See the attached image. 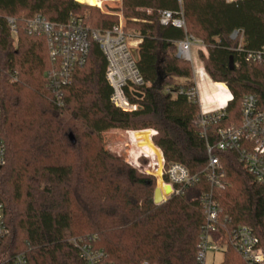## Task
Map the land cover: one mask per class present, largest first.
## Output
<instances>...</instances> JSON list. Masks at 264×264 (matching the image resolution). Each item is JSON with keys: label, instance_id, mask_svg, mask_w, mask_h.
<instances>
[{"label": "trees", "instance_id": "1", "mask_svg": "<svg viewBox=\"0 0 264 264\" xmlns=\"http://www.w3.org/2000/svg\"><path fill=\"white\" fill-rule=\"evenodd\" d=\"M164 10L174 17L181 11L184 28L161 24ZM112 11L121 12L124 31L139 40L136 65L144 85L140 95L128 94L137 105L131 112L110 102L105 59L94 42L57 105L48 85L54 62L46 39L28 34L25 24L35 14L58 23L78 15L91 28L108 29L117 15L74 0H0V136L7 150L0 201L10 229L4 251L24 253L33 264H84L69 241L82 238L115 264H198L202 202L211 192L227 247L221 264H246L230 245V231L250 227L264 252V186L233 150L213 149L220 166L214 181L204 170L206 142L218 141V127L240 124L243 97L256 95L264 109V65L246 62L231 38L238 30L244 49L264 46V0H121ZM7 18L14 20L15 38ZM186 36L207 49V56L198 55L218 82L219 102L228 96L219 83L232 94L226 116L208 123L207 141L195 124L196 101L175 94L192 86L191 63L176 56ZM113 145L128 147L124 158L132 163L146 155L148 165L139 160L145 172L158 174L163 156L164 168L177 162L198 179L155 204L156 177L108 152L117 153ZM158 189L163 199L164 186Z\"/></svg>", "mask_w": 264, "mask_h": 264}, {"label": "built area", "instance_id": "2", "mask_svg": "<svg viewBox=\"0 0 264 264\" xmlns=\"http://www.w3.org/2000/svg\"><path fill=\"white\" fill-rule=\"evenodd\" d=\"M232 1V0H227ZM235 1V0H234ZM101 4L102 1L100 0ZM101 4L98 6L100 7ZM11 24V34L16 37L14 20L7 18ZM160 23L171 24L178 28H184L182 12L174 17L168 10L160 12ZM26 31L28 34L44 37L46 39L48 54L54 62L53 68L48 73V85L53 93L54 101L57 105L63 103L62 90L71 81L75 68L82 66L87 59L88 51L92 42L98 45L105 59V80L109 85L110 102L123 111H134L137 105L129 100L128 94L138 92L137 88L144 85L143 78L136 65V47L138 38L124 31L122 18L118 23L108 29L91 28L84 24L82 17L70 15L64 23L49 21L40 14L25 19ZM232 39H238L234 48L242 53L244 60L248 63L260 62L264 65V46L260 49L247 50L242 46V32L233 31ZM131 39L135 40L132 42ZM194 47V48H192ZM208 55L207 49L199 41L186 36L177 42L176 56L189 61L192 65V86L184 88L180 86L175 92L184 94L188 99L196 101L199 112L198 120L202 129L201 135L207 141V125L210 121L216 122L226 116V109L232 100V94L224 83L222 84L227 93V100L224 105L219 102L220 93L216 94L213 85L218 82L213 81L207 74L198 53ZM241 121L238 125L228 127H218L216 135L218 141L215 144L206 142L208 163L205 172L211 181H214L219 173L218 159L213 155V149L233 150L237 152L238 161L252 175L254 180L264 186V109L258 104L256 95L247 94L241 102ZM1 114V107H0ZM151 131V137L155 131ZM147 159L146 155H140ZM136 157L134 163L125 159L132 167L138 171L152 174L156 177L158 185L162 188L169 185L172 194H179L181 191L191 186L197 181V175L189 173L188 169L180 163L172 162L164 168V160L160 165L158 174L144 171L139 158ZM7 159L6 145L0 136V168ZM164 202L167 198L163 192ZM204 212V223L200 230L197 244L196 260L198 264H206L208 251L212 256L219 252L224 256L226 245L222 244V232L220 231L218 208L212 193L204 196L202 202ZM10 235L4 213V205L0 201V264H33L24 253L9 254L4 251L3 246ZM78 250L84 264H115L108 260L107 253L103 249L93 247L82 238H71L69 240ZM230 245L238 253L246 264H264V252L260 246L259 238L248 226H237L230 231ZM214 257L211 258L213 264ZM141 264L151 263L147 260Z\"/></svg>", "mask_w": 264, "mask_h": 264}, {"label": "rangeland", "instance_id": "3", "mask_svg": "<svg viewBox=\"0 0 264 264\" xmlns=\"http://www.w3.org/2000/svg\"><path fill=\"white\" fill-rule=\"evenodd\" d=\"M74 1H75V0H74ZM101 1H102V4H101L100 7H98V6H94V7L98 8V9H99L100 11H102V12L113 13V14L117 15L118 20H119L120 17H121V18H122V23H124V18H123V16H122L121 12H119V11H118V12H113V11H112L113 9L120 7V5H121V0H101ZM82 4H83V3H82ZM84 5H89V4H84ZM91 6H93V5H91ZM79 14H80V15H84V14H82V13H79ZM127 33L134 35V33H132V32H127ZM134 36H135V35H134ZM135 40H136V39H135ZM135 40L131 39L132 42H135ZM192 48H194V47H192ZM181 81H182V80H181ZM149 130H151V129H149ZM113 146H114V149H115V151H116L117 153H115L114 151H113V152H112V151H108V150H107V151L110 152L111 154H113V155H115V156H118L119 158L125 160V158H124V153H126V150H128V147H125V146H122V145H113ZM141 158L144 159L143 156H140L139 160H140ZM146 161H147V160H146ZM158 186H159V185H158V183H157V184H156V187H158ZM212 257H214V262H213V264H221L222 261H223V258H224V256H222V254L219 253V252H216V253L212 256V253L208 251L207 256H206V264H212V263H211V258H212Z\"/></svg>", "mask_w": 264, "mask_h": 264}, {"label": "water", "instance_id": "4", "mask_svg": "<svg viewBox=\"0 0 264 264\" xmlns=\"http://www.w3.org/2000/svg\"><path fill=\"white\" fill-rule=\"evenodd\" d=\"M136 94L137 95H140L137 92H136ZM226 100H227V98L224 99V100H222L221 105H224ZM69 137H70L71 142L74 143L73 136L70 134ZM0 170H1V168H0ZM164 189H165V192H164L165 193V196L166 197H169L172 194L171 187L169 185H164ZM153 201H154L155 204H160L163 201V199H161V196H160V192H159L158 187H156L155 190H154Z\"/></svg>", "mask_w": 264, "mask_h": 264}, {"label": "bare ground", "instance_id": "5", "mask_svg": "<svg viewBox=\"0 0 264 264\" xmlns=\"http://www.w3.org/2000/svg\"><path fill=\"white\" fill-rule=\"evenodd\" d=\"M75 1L93 6H99L101 4L100 0H75Z\"/></svg>", "mask_w": 264, "mask_h": 264}, {"label": "crops", "instance_id": "6", "mask_svg": "<svg viewBox=\"0 0 264 264\" xmlns=\"http://www.w3.org/2000/svg\"><path fill=\"white\" fill-rule=\"evenodd\" d=\"M77 2V1H76ZM79 3V2H78Z\"/></svg>", "mask_w": 264, "mask_h": 264}]
</instances>
